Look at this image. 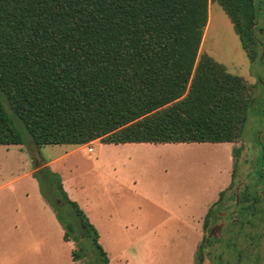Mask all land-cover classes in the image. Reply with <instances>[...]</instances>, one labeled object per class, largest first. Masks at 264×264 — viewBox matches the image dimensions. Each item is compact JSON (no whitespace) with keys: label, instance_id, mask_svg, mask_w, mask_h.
I'll list each match as a JSON object with an SVG mask.
<instances>
[{"label":"trees","instance_id":"1","mask_svg":"<svg viewBox=\"0 0 264 264\" xmlns=\"http://www.w3.org/2000/svg\"><path fill=\"white\" fill-rule=\"evenodd\" d=\"M211 2L229 18L249 60L264 61L258 24L264 0H0V145L24 142L14 121L37 147L237 142L253 86L200 53ZM233 151L235 158L240 149ZM41 170L35 175L47 201L46 188L58 193L60 203L53 199L51 206L63 238L79 241L81 230L87 242L72 250L74 260L86 254L87 264H108L84 210L57 175L42 179ZM257 171L264 176L262 164ZM225 190L204 216L194 264H204ZM241 196L239 213L254 215L255 205Z\"/></svg>","mask_w":264,"mask_h":264},{"label":"rangeland","instance_id":"2","mask_svg":"<svg viewBox=\"0 0 264 264\" xmlns=\"http://www.w3.org/2000/svg\"><path fill=\"white\" fill-rule=\"evenodd\" d=\"M208 8L200 53L210 54L253 86L254 101L237 142L121 148L139 154L125 152L114 158L109 153L99 165L95 163L99 143L88 144L96 149L90 156L79 149L64 157L71 144L37 147L18 119L19 124L14 123L24 142L0 145V204L4 205L0 210H5L3 216L9 221H16L20 208L38 207L41 228L30 235L27 225L35 224L27 217L20 226V240L8 247L38 245L44 264H71V249L79 250V242L84 241L81 230L76 232L79 241L63 240L64 228L51 206L53 199L60 203L57 190L46 188L49 203L41 191L42 180L35 175L36 169L44 168L39 173L42 179L54 173L74 193L100 234L108 264H194L204 216L225 189L217 218L209 226L204 264H264V176L257 171L259 164L264 166V61L249 60L218 4L211 2ZM258 24L264 42V11ZM237 147L240 151L234 158ZM51 160L55 162L50 164ZM111 172L120 181L115 182ZM241 195L247 198L245 204L255 205L254 215L239 213L236 201ZM254 195L258 201L252 202ZM62 210L68 211V205ZM91 253L95 259L93 249ZM89 261L84 254L76 263Z\"/></svg>","mask_w":264,"mask_h":264},{"label":"crops","instance_id":"3","mask_svg":"<svg viewBox=\"0 0 264 264\" xmlns=\"http://www.w3.org/2000/svg\"><path fill=\"white\" fill-rule=\"evenodd\" d=\"M92 142L99 143L98 144L99 147L97 149L95 156V163L99 165L103 161V159H105L106 156L109 155V153H113V155L115 154L114 158L123 157L125 152L139 154L138 152L135 151L121 150V148H134V147L143 148L144 146H146V148H149V146L162 145V144H164L165 146L166 144H168L167 146H179V145H170V144H191V143H149V142H130V143L114 144V143H102L99 140H94ZM196 143L198 144V143H210V142H194L193 144ZM88 144H80V145L71 144L73 148L67 150L64 154V157L76 153L79 149H83V151L85 150L88 156L92 155L91 153L95 152L96 149L92 145L93 151L88 152V147L90 146ZM111 148H118V149H115L114 151H108ZM113 155H110V157H112ZM53 162H55V160H51L49 163L51 164ZM99 171L104 172V169L99 168ZM115 173L116 172H111V178L115 182H117V180L120 181V179ZM63 187L67 191L68 196L71 199L77 201L73 196L74 193H72V191L66 187L65 182L63 184ZM0 206H4V205L0 204ZM4 213L5 210H0V264H39V263L44 264L45 260L44 259L41 260L40 257V253L42 252V250L37 249L38 245H33L32 249H26L21 245L20 246L13 245L8 247V243L14 244L16 240L17 241L20 240V235H21L20 233L22 230L20 226L22 225L23 221L26 220L27 217H30V219L35 224V225H31V224L27 225V232L30 233V235H33L41 228L40 209L38 207H33V206H31L30 210H25V209L23 210L20 208L17 211L18 218L16 221L13 218L11 219V221H9L7 218H5V216H3ZM8 223H10V226H8ZM8 236H13L14 240L8 242L7 240ZM99 239H100V234H99ZM63 240L67 243L69 242V240H65L64 238ZM71 256H72V249H71ZM69 260L71 261V264H77L76 260H74L73 257L72 259Z\"/></svg>","mask_w":264,"mask_h":264},{"label":"built area","instance_id":"4","mask_svg":"<svg viewBox=\"0 0 264 264\" xmlns=\"http://www.w3.org/2000/svg\"><path fill=\"white\" fill-rule=\"evenodd\" d=\"M89 144H92V141H91ZM92 151H93V147H92V145H90V146L88 147V152H92Z\"/></svg>","mask_w":264,"mask_h":264}]
</instances>
